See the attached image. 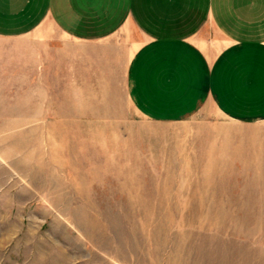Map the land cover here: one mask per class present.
<instances>
[{
	"label": "rangeland",
	"instance_id": "obj_1",
	"mask_svg": "<svg viewBox=\"0 0 264 264\" xmlns=\"http://www.w3.org/2000/svg\"><path fill=\"white\" fill-rule=\"evenodd\" d=\"M110 77L0 133V264H264V120L150 121Z\"/></svg>",
	"mask_w": 264,
	"mask_h": 264
},
{
	"label": "crops",
	"instance_id": "obj_2",
	"mask_svg": "<svg viewBox=\"0 0 264 264\" xmlns=\"http://www.w3.org/2000/svg\"><path fill=\"white\" fill-rule=\"evenodd\" d=\"M110 74L150 121L264 120V0H0V133L40 119L45 90L108 89Z\"/></svg>",
	"mask_w": 264,
	"mask_h": 264
}]
</instances>
